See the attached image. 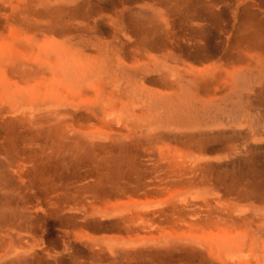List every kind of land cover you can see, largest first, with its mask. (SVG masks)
<instances>
[{
  "label": "bare ground",
  "instance_id": "1",
  "mask_svg": "<svg viewBox=\"0 0 264 264\" xmlns=\"http://www.w3.org/2000/svg\"><path fill=\"white\" fill-rule=\"evenodd\" d=\"M77 1L0 0V110L4 111L0 113V119L30 126L28 117H34L40 110L56 111L71 105H89L100 107L104 114H91L87 108L67 126L81 131L99 126L98 132L103 134L124 132V128L133 126L137 129L143 126L150 131L160 127L168 129L170 135L163 139L165 145L161 147L160 157L151 165L146 164L142 171L151 177L157 173L158 182L165 183V186L169 179L166 188L167 192L169 189L172 192L171 197L146 205L134 202L129 207L139 213L137 219H144L147 229L152 230L158 224L155 210L162 209L159 210L164 217L162 223L159 222L162 230L159 239L173 238L206 248L205 255L176 258L174 264H264V199L260 197L261 191L257 190L260 193L256 203L251 199L241 202L237 194L230 198L228 187L219 180L202 185L198 177V171L204 175L212 168L228 166L234 144L225 138L232 130H238V136L245 139L237 148L239 151L247 148L251 139L264 141V110L261 109L264 99H256L258 94L264 93L263 17L255 10L250 14L253 16L247 18L250 11L242 9L243 18L237 21L226 49L213 65L205 68H195L165 43L164 46L154 43L142 48L136 41L132 42V31L127 39L124 38L130 45L132 42L130 57L123 48L109 67L106 44L111 41L96 37V32H101L100 20L94 19L90 24L82 22V25L76 21L75 26H71L72 22L63 27L53 24L56 12L75 6ZM31 5L35 6L32 11L28 10ZM106 18L113 22V17ZM251 27L256 29L253 35L249 32ZM32 71V77H29ZM122 80L128 83L125 95H120ZM114 83L117 85L109 89ZM126 97L129 101L123 102ZM228 101L232 102L231 111H227ZM216 105L223 106L221 113L213 110ZM248 123L253 130L243 135ZM162 186L152 188L155 190L152 192L164 193L166 190ZM189 188L206 195L205 203L213 196L228 205L226 214L215 217L213 227L203 218L207 209L205 203L198 214L196 211L183 213L181 222L174 219L176 212L182 210L179 208L192 205L188 199ZM145 189L151 188L145 186ZM149 221L153 222L152 227ZM139 238L159 240L154 235Z\"/></svg>",
  "mask_w": 264,
  "mask_h": 264
},
{
  "label": "rangeland",
  "instance_id": "2",
  "mask_svg": "<svg viewBox=\"0 0 264 264\" xmlns=\"http://www.w3.org/2000/svg\"><path fill=\"white\" fill-rule=\"evenodd\" d=\"M77 2L72 8H62L56 12L53 24H56L55 27H63L72 22L71 26H75L79 21L82 25V22L88 24L94 19L100 20L101 32H96L98 36H95L111 41L106 44L109 67L123 48L127 57H130V46L136 41L142 48L154 43L164 46L165 43L176 53H181L195 68H205L213 65L226 49L229 44L227 40L233 34L237 21L243 18L242 9L250 11L246 14L247 18L257 10L264 21V0ZM34 9V5L28 8L30 11ZM106 17H113V22ZM249 30L252 35L256 32L253 27ZM129 31H132L130 34L133 37L131 45L125 40L130 35ZM32 73L33 71L29 73V77H32ZM247 74L249 78L250 73ZM126 83L125 80L121 81L120 95L127 93ZM116 85L117 83L111 84L109 89ZM167 92L170 93L171 90ZM226 96H229V92ZM257 96L259 98L256 99H264V93ZM128 101L126 97L123 102ZM222 107L216 105L213 110H220L221 113ZM87 108L91 114H104L100 107L71 105L67 109L56 111L40 110L34 117H28L27 120H31L30 126L27 123L5 122L0 119V264H174L181 257L191 259L205 255L206 248L199 245L173 238L167 241L159 239L162 231L160 223L164 218L161 216L162 211H159L162 209L155 210L158 212L155 214L158 224L148 230L147 222L137 219L139 213L129 207L134 202L146 205L171 197L172 192L170 189L167 192L166 188L170 183L169 179L165 181V186V183L158 182L157 173L151 177L146 171H142L146 164L151 165L160 157L161 147L165 145L163 139L166 140L170 135L168 129L160 127L150 131L143 126L138 129L133 126L124 128V132L109 131L103 134L98 132L99 126H93L88 132L67 126L85 113L82 110ZM231 109L232 102L228 101L227 111ZM261 109L264 110V107ZM3 112L1 109L0 113ZM234 130L225 138L234 144L228 166L214 170L212 168L204 175L198 171V177L202 185L213 183L215 179L224 183L228 187L226 190L230 198L237 194L241 202L251 199L256 203L260 193L257 190L261 191L260 197L264 199V141L254 142L251 139L247 148L239 151L237 148L245 139L238 136V130ZM250 130L253 127L248 123L242 131L243 135ZM145 186L151 189H145ZM161 186L165 187V194L152 192L155 191L154 188ZM188 191V199L192 201V205L189 208H179L182 210L176 212V221H182L183 213L196 211L198 214L204 208L207 196L191 191V188ZM205 204L207 209L203 218L211 227L215 217L226 214L229 209L218 197H209ZM166 205L164 208H167ZM152 221H149L150 226L153 225ZM151 235L159 240L139 238Z\"/></svg>",
  "mask_w": 264,
  "mask_h": 264
}]
</instances>
